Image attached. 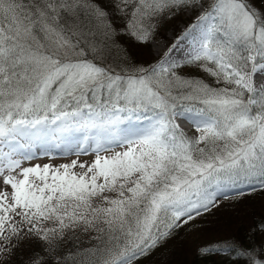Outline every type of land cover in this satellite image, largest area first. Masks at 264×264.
Instances as JSON below:
<instances>
[{"label": "snow or ice", "instance_id": "obj_1", "mask_svg": "<svg viewBox=\"0 0 264 264\" xmlns=\"http://www.w3.org/2000/svg\"><path fill=\"white\" fill-rule=\"evenodd\" d=\"M189 6L200 0H114L128 18L118 31L94 0H0V256L22 234L51 248L81 228L99 240L85 254L90 264H133L215 207L225 188L264 190V15L244 0H211L192 26L203 36L191 51L174 57V43L134 74L107 64L117 36L147 43L155 16ZM192 64L218 87L179 73ZM183 102L203 105L195 138L176 123L193 110L180 111ZM141 109H157L156 118L122 134ZM73 131L95 136L85 171L71 170L77 161L63 171L22 166L35 141ZM112 143L122 150L100 155ZM252 230L264 237V220ZM240 255L264 264V243Z\"/></svg>", "mask_w": 264, "mask_h": 264}, {"label": "trees", "instance_id": "obj_2", "mask_svg": "<svg viewBox=\"0 0 264 264\" xmlns=\"http://www.w3.org/2000/svg\"><path fill=\"white\" fill-rule=\"evenodd\" d=\"M202 1L207 6L210 3L207 2L210 0ZM244 2L257 15H264V5L261 0H244ZM94 3L108 13V19L118 31L125 27L128 18L114 7V0H94ZM176 10L178 8L152 19L150 38L155 35L164 36V29H168L171 20L179 19ZM223 37V32L217 33V39L223 40ZM116 40L117 43L113 48L115 58L117 46H120L123 49L120 56L136 61L137 68L155 64L147 55L145 43H137L127 35H119ZM125 45L128 46V50ZM137 68L130 66L129 69L115 71L134 74ZM178 71L185 78L202 79L218 87L214 79L195 64L187 65ZM186 107L199 111L203 105L198 102H183L180 109ZM139 112L149 115L158 110L141 109ZM183 132L189 138H195L190 132ZM253 187L225 188L227 195L221 196L215 207L174 229L158 247L133 261V264H246L247 257L240 255V252L248 249L258 253L261 244L264 243V237L255 234L252 230L254 221L264 220V190H260L258 186ZM45 226L53 225L48 222ZM96 235L95 231L86 232L81 228L66 230L63 237L56 239L50 248L45 241L36 236L22 234L8 244L9 251L7 255L0 256V264H33L34 258H38L41 264H81L82 257L99 245ZM201 248L211 250L202 253ZM83 264H90L89 259L85 257Z\"/></svg>", "mask_w": 264, "mask_h": 264}, {"label": "rangeland", "instance_id": "obj_3", "mask_svg": "<svg viewBox=\"0 0 264 264\" xmlns=\"http://www.w3.org/2000/svg\"><path fill=\"white\" fill-rule=\"evenodd\" d=\"M208 3L211 2L207 1ZM261 3L264 5V0H261ZM207 7V5H205L203 3L202 0H200V6H198L195 10L192 9L191 6L189 7H181L178 8V10H176V13L178 14L179 19L178 20H171L170 25L168 26V29H164V36H160V35H155L153 37H151L147 43H145V47L147 49V55L151 57V60L153 61V63H156V61L168 50V48L171 46L172 41L174 40L173 37L176 36L177 34V29H181V27H183V23H186V20L190 19L191 16H194L195 14L198 13V11L202 10L203 8ZM177 16V15H176ZM216 21H213V23H215ZM169 24V23H168ZM225 39V37H223ZM125 42H127L128 40H124ZM156 43H163L164 48L160 51V53H158L156 51ZM127 50H128V46L125 45ZM123 49H121L120 46H117V57L115 58V56H110L107 64L109 66H111L114 70H116L117 72H119V70H123V69H129L130 66H137L136 61H132V60H127L126 58H123V56H120V53H122ZM131 52V51H129ZM119 53V54H118ZM135 68V67H133ZM193 110L190 112L192 113ZM197 114V113H195ZM126 115V114H124ZM135 115V114H134ZM189 118L187 117V120ZM183 121H186L185 118L182 119ZM188 123V122H187ZM191 123V122H190ZM122 124H124L126 126V122H122ZM128 126V125H127ZM126 126V127H127ZM191 135L194 137L199 136V132L196 130L195 127H193L191 130H189ZM87 137L85 138L87 145L89 146L88 149H86V147L83 148V151L80 152H72V153H63V152H57L54 151L50 154H48L47 156L44 154H40L37 157L34 158H29V159H25L23 161V167H30V166H34V165H40L41 167H43L44 165H49L51 166V168L56 169V168H60L61 171H63V169L61 168L62 165H70L73 161H77V166L74 169H71L74 172L80 173L85 171L86 169H81L79 167V164H85V165H90L93 160L95 159L96 156V152L93 151L96 147V140H95V136L93 133H87ZM66 138V137H63ZM72 138V137H70ZM65 146L69 147L71 146V148H74V145H70V143L67 145L65 144ZM106 147H108L110 149L109 152H101L100 155H109L111 154V152H115V151H121L122 149L120 147L117 146V144L112 143L111 145H106ZM67 151V149H66ZM3 184L2 182H0V189H3ZM8 191L10 192L11 189L9 188ZM226 192L223 191V194L221 196H226Z\"/></svg>", "mask_w": 264, "mask_h": 264}, {"label": "bare ground", "instance_id": "obj_4", "mask_svg": "<svg viewBox=\"0 0 264 264\" xmlns=\"http://www.w3.org/2000/svg\"><path fill=\"white\" fill-rule=\"evenodd\" d=\"M184 41L183 39L181 40V42ZM156 51L158 53H160V51L164 48L163 43H156ZM188 46V45H187ZM186 46V47H187ZM190 47V46H189ZM192 48V47H191ZM165 49V48H164ZM174 57L179 56L177 53H173L172 54ZM186 119V118H185ZM190 122L193 120L195 122L196 119H188ZM187 121V120H186ZM186 121H183L182 119H178V122L180 123L181 126H184L186 123ZM148 121H142L140 124L138 123L137 126H132V125H128L124 130H123V134H131V133H138L141 131V126L144 123H147ZM194 124V123H193ZM129 136H134V135H129ZM66 137V136H65Z\"/></svg>", "mask_w": 264, "mask_h": 264}]
</instances>
